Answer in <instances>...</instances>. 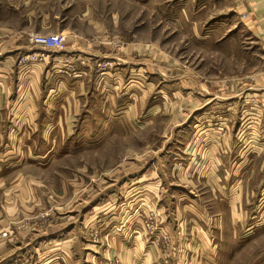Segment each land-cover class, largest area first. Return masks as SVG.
<instances>
[{"label": "rangeland", "instance_id": "374dc122", "mask_svg": "<svg viewBox=\"0 0 264 264\" xmlns=\"http://www.w3.org/2000/svg\"><path fill=\"white\" fill-rule=\"evenodd\" d=\"M238 20L226 0H0V59L29 62L36 100L10 118L0 71V264H264V51ZM47 71L71 108H45Z\"/></svg>", "mask_w": 264, "mask_h": 264}, {"label": "crops", "instance_id": "0c3cea01", "mask_svg": "<svg viewBox=\"0 0 264 264\" xmlns=\"http://www.w3.org/2000/svg\"><path fill=\"white\" fill-rule=\"evenodd\" d=\"M230 3L231 9L236 10L238 13V22L240 26L245 28V30L249 31L250 34L256 38V40L259 41V44H262L264 41V0H226ZM37 66V65H36ZM36 66H33L32 68H36ZM88 66V65H87ZM29 62L25 63H17V66L10 63L9 56L6 58L0 59V71L6 72V74L10 77L11 74L15 73L16 79H15V85L14 87V99L11 100L12 105L10 106V118L13 120H17L18 122L26 121L28 122L29 119H32L33 117L29 116V112L34 113V108H36V100L32 97L31 92V85H32V79L35 77L34 72H28L29 69ZM27 69V70H26ZM92 67L89 68H83L81 70V73H85L86 75H89L92 71ZM50 73L47 71L44 74V83L46 85H49L50 89L46 94V99H44V103H46L45 108H54V109H64L66 106L72 107V104L70 103V100L74 96V92L72 90H66L63 94L58 93L56 96H53L51 93L52 89V83L49 79ZM65 85H79L81 84V81H73V80H66L64 82ZM78 88H74V91L76 93H79L77 90ZM13 92V89H12ZM13 94V95H14ZM80 96V94H78ZM76 98V97H75ZM74 98V99H75ZM69 101V102H68ZM20 110V111H19ZM23 110L25 113V116L23 115ZM21 119V120H20ZM241 212V211H240ZM240 212H237V215H239ZM243 214V213H242ZM228 216H225V218L231 220L232 213H228ZM241 215V214H240ZM239 219V217H237ZM240 218H242L240 216Z\"/></svg>", "mask_w": 264, "mask_h": 264}, {"label": "built area", "instance_id": "2783aa9c", "mask_svg": "<svg viewBox=\"0 0 264 264\" xmlns=\"http://www.w3.org/2000/svg\"><path fill=\"white\" fill-rule=\"evenodd\" d=\"M65 36L62 33L51 35H38L35 36V42L48 48H60L64 45ZM262 49L264 51V41L262 42Z\"/></svg>", "mask_w": 264, "mask_h": 264}]
</instances>
